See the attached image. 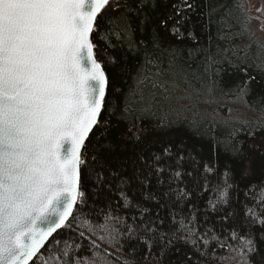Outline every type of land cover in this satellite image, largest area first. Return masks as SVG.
I'll return each mask as SVG.
<instances>
[{"label": "trees", "instance_id": "trees-1", "mask_svg": "<svg viewBox=\"0 0 264 264\" xmlns=\"http://www.w3.org/2000/svg\"><path fill=\"white\" fill-rule=\"evenodd\" d=\"M210 2L226 4L232 9L229 24L224 28V33L228 34L225 39H219L216 27L212 26L209 41L202 27L206 21V0H196L199 5L196 12H187L191 22L181 28L185 34L183 40L171 34L183 0H156L157 7L146 12L148 18H141L143 23L139 24L135 39L148 44L155 32L162 40V48L169 44L180 49L202 47L213 54L228 56L233 63H240L238 58L245 54L248 64L264 59V49H258L254 43H264V34L253 24L245 1ZM162 20L168 21L167 27L161 24ZM245 22L251 36L240 34L241 24ZM187 28L195 31L199 44L187 37ZM94 42L106 55L117 60L126 58L129 69L123 80H117L123 95L117 94L114 110L102 112V119L107 123L102 130L94 128L90 134L96 148L111 160V170L117 175L110 177L95 194L93 181L84 185L82 190L88 194V204L74 209L77 219L70 218V228L62 227L54 233L35 264H45V261L47 264H242L239 253L246 249L241 238H252L256 243L258 254L249 256L251 264H264V238L261 237L264 229L251 226L253 218L247 214V210L252 209L264 217V131L256 128L257 124L264 125V99H261L264 79L249 68V74L256 79L249 85L250 94L241 97L237 86L247 77L227 64L222 66L220 75H213L210 71L204 72L203 56L190 60L185 52L183 59L177 60L169 70L165 55L147 64L143 55L128 54L127 47H105L98 39ZM103 58L98 55V59ZM149 58L152 59L151 54ZM138 73L146 80L141 86L143 98L138 90L135 96L128 95L130 90H135ZM232 103L240 108L235 110ZM220 105L227 109L226 113L220 111ZM250 129L252 134H249ZM137 134L139 139L135 138ZM155 157H160V161L156 162ZM145 162L165 169L158 173L165 181L163 188L157 186L155 176L147 189H141L136 182L122 186L121 180L146 167ZM177 171L181 173L179 178L174 177ZM169 183L172 189L193 195L185 199L173 193L167 207L145 199L148 192L167 191ZM225 189L227 204L218 202ZM122 192L130 201L127 207ZM145 209L143 222H157V213L164 221L156 238L140 229V217ZM108 215L133 225L137 229L135 236L125 235L119 238V244H110L102 226L107 223L109 228L115 224L121 232L126 229L114 220L106 221ZM84 220L94 226L95 234L81 226ZM180 221L185 227H181ZM159 233L168 234L171 246L158 238ZM101 236L106 239L101 240ZM146 240L149 243H145Z\"/></svg>", "mask_w": 264, "mask_h": 264}, {"label": "snow or ice", "instance_id": "snow-or-ice-1", "mask_svg": "<svg viewBox=\"0 0 264 264\" xmlns=\"http://www.w3.org/2000/svg\"><path fill=\"white\" fill-rule=\"evenodd\" d=\"M156 7V0H0V264H35L53 233L62 227L70 228V218L77 219L74 209L88 204V194L82 190L84 185L93 181L95 194L110 177L117 175L111 170V160L96 148L90 134L94 128L102 130L107 123L102 112L114 110L117 94L123 95L117 80H123L129 69L126 58L117 60L106 55L94 40L104 42L105 47H127L128 54L143 55L147 64L165 55L169 70L177 60L183 59L185 52L190 60L203 56L206 73L220 75L222 66L227 64L247 77L237 86L241 97L250 94L249 85L256 79L249 74V68L264 79V59L248 64L245 54L238 58L240 63H233L228 56L213 54L202 47L180 49L169 44L162 48V40L155 32L148 44L137 41L135 32L143 23L141 18L146 20L147 10ZM197 7L196 0H183V8L176 13L179 19L171 28L177 39L185 38L181 28L191 22L187 12L195 13ZM205 8L206 21L202 27L209 41L212 26L216 27L218 38L225 39L228 34L224 28L229 24L232 9L226 4H212L210 0H206ZM161 24L167 27L168 21L162 20ZM186 32L188 38L199 44L193 29L187 28ZM245 33L252 35L246 22L241 24L240 31L241 35ZM254 43L258 49H264V43ZM98 55L104 58L98 59ZM109 68L115 71L110 72ZM145 84L142 73H138L135 90H130L128 95L135 96L138 90L143 98L141 86ZM124 111L128 112L127 107ZM256 128L264 131V125L257 124ZM135 138L139 139V135ZM155 161L159 162L160 157H155ZM145 165L122 179L121 185L136 182L141 189H147L155 176L157 186L162 189L165 181L158 173L165 169L157 168L155 163L145 162ZM180 176L179 171L174 173L175 178ZM173 193L185 199L193 195L172 189L169 183L167 191L148 192L145 199L167 207ZM121 195L127 207L130 201L123 192ZM227 197L225 189L218 202L227 204ZM212 207L215 209L216 205ZM143 211L147 210H142L140 229L156 238L164 221L157 213V222H143ZM247 214L253 218L251 226L264 229V217L252 209ZM105 219L114 220L126 229L121 232L115 224L111 228L107 223L102 226L113 246L119 244L120 237L132 238L137 232L120 217L108 215ZM180 225L185 227L183 221ZM81 226L95 234L94 226L87 220ZM232 235L235 237L236 233ZM261 237L264 238V233ZM158 238L171 246L172 239L167 233H159ZM241 239L246 249L239 253L242 264H251L249 256L258 254L256 243L252 238ZM64 255H68L67 249Z\"/></svg>", "mask_w": 264, "mask_h": 264}, {"label": "rangeland", "instance_id": "rangeland-1", "mask_svg": "<svg viewBox=\"0 0 264 264\" xmlns=\"http://www.w3.org/2000/svg\"><path fill=\"white\" fill-rule=\"evenodd\" d=\"M248 12H250V17L252 18L253 24L257 29H262L261 32L264 34V11H261L264 8V0H244ZM238 101V100H235ZM228 102V101H226ZM226 102H220V104H227ZM235 110H238L240 106L236 103H232ZM221 112H227V109H223L220 105ZM234 111V110H233ZM236 112V111H235Z\"/></svg>", "mask_w": 264, "mask_h": 264}, {"label": "water", "instance_id": "water-1", "mask_svg": "<svg viewBox=\"0 0 264 264\" xmlns=\"http://www.w3.org/2000/svg\"><path fill=\"white\" fill-rule=\"evenodd\" d=\"M60 229H61V228H60ZM60 229H58V230H60ZM58 230H57V231H58ZM57 231H56V232H57ZM56 232H55V233H56ZM53 235H54V233H53ZM53 235H52V236H53ZM52 236H51V237H52ZM51 237H50V238H51ZM50 238H49V240H50ZM49 240H48V241H49ZM48 241L45 243V245L48 243ZM44 247H45V246H44ZM44 247H43V248H44ZM43 248H42V249H43ZM42 249H41V250H42ZM30 264H31V262H30Z\"/></svg>", "mask_w": 264, "mask_h": 264}]
</instances>
